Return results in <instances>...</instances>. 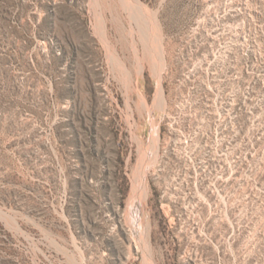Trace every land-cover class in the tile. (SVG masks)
<instances>
[{"label": "rangeland", "instance_id": "obj_1", "mask_svg": "<svg viewBox=\"0 0 264 264\" xmlns=\"http://www.w3.org/2000/svg\"><path fill=\"white\" fill-rule=\"evenodd\" d=\"M0 264H264V0H0Z\"/></svg>", "mask_w": 264, "mask_h": 264}, {"label": "bare ground", "instance_id": "obj_2", "mask_svg": "<svg viewBox=\"0 0 264 264\" xmlns=\"http://www.w3.org/2000/svg\"><path fill=\"white\" fill-rule=\"evenodd\" d=\"M153 136V135H152ZM151 142V141H150Z\"/></svg>", "mask_w": 264, "mask_h": 264}]
</instances>
